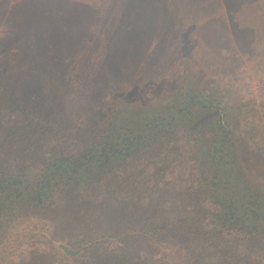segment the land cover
I'll list each match as a JSON object with an SVG mask.
<instances>
[{"label":"trees","instance_id":"trees-1","mask_svg":"<svg viewBox=\"0 0 264 264\" xmlns=\"http://www.w3.org/2000/svg\"><path fill=\"white\" fill-rule=\"evenodd\" d=\"M6 2L3 14L0 0L7 25L0 46L12 42L11 58L26 69L15 62L0 69V210H9L0 221L10 223L24 209L38 214L50 223L54 240L79 245L78 264L263 261L264 186L242 161L232 114L215 104L218 92L190 89L183 80L145 99L135 88L116 90L125 71L95 69L77 99L85 106L76 108L72 96L69 109L67 86L83 88L79 70L69 76L62 69L52 76L35 72L38 83L31 70L74 52L80 34L89 41L99 33L90 24L112 41L132 30V39L141 40L147 29L117 33L111 20L101 25L105 16L95 2L108 6L112 0ZM99 95L108 104L102 120ZM103 238L121 239L119 247H153L159 257L108 250ZM19 264L53 263L33 252Z\"/></svg>","mask_w":264,"mask_h":264},{"label":"rangeland","instance_id":"rangeland-1","mask_svg":"<svg viewBox=\"0 0 264 264\" xmlns=\"http://www.w3.org/2000/svg\"><path fill=\"white\" fill-rule=\"evenodd\" d=\"M112 1L108 6L95 2L105 16L101 25H108L111 20L117 33L127 27L145 26L147 35L141 40L132 39V30L128 37L112 41L109 34L100 32L97 23L95 27L90 24L89 30L93 28L99 33L93 34L89 41L80 34L81 46L74 52L64 51L68 55L56 56L52 64L31 70L35 82L41 80L35 72L52 76L62 69L69 76L71 70H79L83 88L67 86L68 97L64 100L68 101L69 109L74 106L72 96H77V100L88 91L85 77L91 71L96 72L95 69L125 71L116 90L135 88L145 99L173 89L183 80L182 84L190 89L205 86L202 92L215 90L219 96L215 104H219L222 113L232 114L231 130L242 146L244 165L249 167L252 179L264 186V0ZM1 5L3 14L7 13L6 0ZM104 7H108L109 13ZM6 30L7 25L0 20V37ZM8 42L0 46V69H11L13 62L22 69L24 64L11 58L15 47ZM99 99L100 95L95 102L101 105L99 119L102 120L108 113V104ZM77 101L76 108L85 106L86 100ZM238 108L240 112L234 114ZM188 154H182L181 158ZM8 211L0 210V213L8 215ZM14 219L10 223L0 221V264H19L29 260L33 252L48 254L53 264H78L83 252L77 248L79 245L54 240L46 219L28 209ZM103 240V247L107 246L108 250L121 248L130 255L159 257L153 247H119L121 239ZM256 263L264 264V260L257 258Z\"/></svg>","mask_w":264,"mask_h":264}]
</instances>
